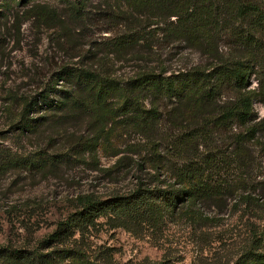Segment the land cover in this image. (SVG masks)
<instances>
[{
  "label": "rangeland",
  "instance_id": "1",
  "mask_svg": "<svg viewBox=\"0 0 264 264\" xmlns=\"http://www.w3.org/2000/svg\"><path fill=\"white\" fill-rule=\"evenodd\" d=\"M20 1H14L7 18H0V245L32 247L70 209L77 193L103 192L111 186L103 174L91 169L89 158L95 156L99 166H107L126 153L125 143L144 139L140 128L131 126L133 122L109 118L99 123L94 114L68 106L72 90L97 95L108 87L104 82L82 84L69 76L58 79L60 68L71 70L98 61L115 78H128L142 68L173 74L193 64H207L212 58L201 46L207 42L217 44L219 50L233 48L234 38L221 30L229 24L246 26L247 20L234 15L236 0H88L77 18L61 0H36L56 7L61 29L59 23L26 11L33 0ZM248 1L264 8V0ZM180 4L188 9L183 24L177 15L168 14ZM166 6L170 11H165ZM175 25H191L196 32L186 38L170 31ZM127 31L139 32L142 57L132 51L115 54L108 47L117 33ZM260 38L263 43L255 42L248 52L256 71L248 88L257 93L253 114L263 119L264 130V33ZM44 89L50 90L49 99L30 112L29 124H19L25 101ZM117 96L124 99L125 93L118 90ZM161 102L157 125L160 132L170 134L176 128L167 125L165 108L172 99L164 95ZM103 138L120 140V153L105 148L104 143L91 145ZM254 168L245 176L244 188L251 197L262 196L259 202L234 204L236 192L220 206L200 204V216L195 213L167 223L156 240L116 227L103 228L92 237L93 242L111 247L114 260L121 264L163 259L166 264H232L251 224L264 220V158Z\"/></svg>",
  "mask_w": 264,
  "mask_h": 264
},
{
  "label": "trees",
  "instance_id": "2",
  "mask_svg": "<svg viewBox=\"0 0 264 264\" xmlns=\"http://www.w3.org/2000/svg\"><path fill=\"white\" fill-rule=\"evenodd\" d=\"M14 1L0 0V18H7ZM23 1L29 0L20 2ZM35 1L26 11L45 21L57 22L62 29L56 7ZM61 1L77 18L84 13L88 0ZM236 3L234 15L247 20V25L229 24L221 30L234 38L233 48L219 50L217 44L210 42L201 45L212 58L207 64H193L167 75L142 68L128 78L113 77L105 64L98 61L71 70L60 68L58 79L69 76L82 84L104 82L108 87L104 94L97 95L72 90L68 106L94 114L99 123L109 118L133 122L131 126L140 128L144 139L125 143L122 149L126 153L119 154L107 166H99L95 156L89 158L91 169L103 174L111 186L103 192L77 193L70 209L37 245H0V264H121L114 260L111 247L93 242L92 237L103 228L122 227L136 236L156 240L163 235L167 223L186 215L193 217L195 213L200 216V204L220 206L227 197H235L236 192L234 204L242 200L247 204L251 199L260 201L262 196L251 197L244 187L245 176L264 158L263 119L254 117L257 93L248 88L250 77L256 72L248 52L255 42L263 43L260 36L264 33V8L248 0ZM165 8L170 11L169 6ZM171 9L168 14L177 15L183 24L188 9L181 4ZM190 26L175 25L170 31L188 38L196 32ZM138 35L139 32H119L108 47L115 54L132 51L140 58L143 44L138 43ZM156 83L162 87L156 88ZM118 90L125 93L124 99L117 96ZM49 91L44 89L25 101L19 124L30 123V112L40 101L49 99ZM164 95L172 99L169 108H165L167 125L176 128L170 134L160 132L157 125ZM103 139L91 145L100 147L104 143L105 148L120 153V140ZM149 264L166 263L163 259ZM232 264H264V220L251 224Z\"/></svg>",
  "mask_w": 264,
  "mask_h": 264
}]
</instances>
